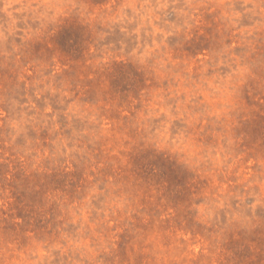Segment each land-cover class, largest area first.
Instances as JSON below:
<instances>
[{
  "label": "rangeland",
  "instance_id": "rangeland-1",
  "mask_svg": "<svg viewBox=\"0 0 264 264\" xmlns=\"http://www.w3.org/2000/svg\"><path fill=\"white\" fill-rule=\"evenodd\" d=\"M0 264H264V0H0Z\"/></svg>",
  "mask_w": 264,
  "mask_h": 264
}]
</instances>
